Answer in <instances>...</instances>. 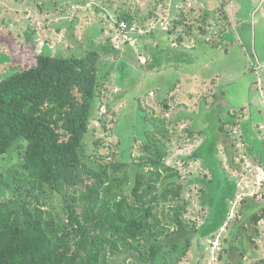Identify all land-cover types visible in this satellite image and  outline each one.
Masks as SVG:
<instances>
[{"label":"rangeland","instance_id":"374dc122","mask_svg":"<svg viewBox=\"0 0 264 264\" xmlns=\"http://www.w3.org/2000/svg\"><path fill=\"white\" fill-rule=\"evenodd\" d=\"M170 1L0 0V80L18 70L15 59L26 48L66 58L97 51L103 87L84 153L128 162L130 187L131 162L143 152L151 120L166 118L165 163L179 173L170 180L184 186L186 218L197 228L179 264H264V217L253 220L264 208V13L256 7L251 14L252 39L245 26L228 34L232 26L217 0L195 16L175 6L182 0ZM250 10L234 9L243 17ZM125 13L133 22L122 41L117 23ZM180 24L194 28L189 48L180 40ZM234 34H241L239 41ZM201 79L215 84L185 96L180 86H201ZM243 112L237 130L229 113ZM20 153L14 145L0 156V200L12 195L1 182H10Z\"/></svg>","mask_w":264,"mask_h":264},{"label":"trees","instance_id":"16d2710c","mask_svg":"<svg viewBox=\"0 0 264 264\" xmlns=\"http://www.w3.org/2000/svg\"><path fill=\"white\" fill-rule=\"evenodd\" d=\"M119 21L130 27L133 17ZM99 57L26 48L18 70L0 80V156L21 149L10 182H1L12 195L0 200V264H179L192 246L190 201L165 163L166 118L151 120L130 187L128 162L84 153L103 87ZM261 217L264 208L253 220Z\"/></svg>","mask_w":264,"mask_h":264},{"label":"crops","instance_id":"0c3cea01","mask_svg":"<svg viewBox=\"0 0 264 264\" xmlns=\"http://www.w3.org/2000/svg\"><path fill=\"white\" fill-rule=\"evenodd\" d=\"M170 1V0H168ZM177 1V0H175ZM215 1V0H207L206 2H204V0H182V2H178L177 4L178 5H175L177 8H179L180 10L183 9L185 6H186V9H189L191 10V12H193V15H197L198 14V11L200 10L201 7H203V5H207L208 4H212V2ZM217 3L218 5L222 8V10L226 13L227 15V18L229 17L228 21L229 23H231V26H232V30L228 31V34L235 32V30H237V28L241 27V26H245L247 27L246 30H244L245 32H249L250 35H252V39H253V27H252V24L249 23L252 21V17H251V14L254 13L255 11V8H259L262 13H264V0H217ZM224 3V5L222 6V4ZM253 3H254V6H253ZM168 6L164 5V9H165V17L166 19L169 18V13L171 12V8H172V5H171V1L169 4H167ZM247 5H250L251 7V10L249 12V15L248 17H243L241 15H239V12L238 11H234V9H236L237 7L239 8V6H242V7H246ZM220 9V8H219ZM231 11L233 12L232 15H230ZM264 15V14H263ZM154 19H157L156 15L154 14L153 16ZM160 18V16L158 17ZM165 19V20H166ZM247 19V20H245ZM168 20V19H167ZM166 20V21H167ZM171 22L174 23V18L173 19H169ZM177 22H180L181 21H178L176 20V23ZM183 22V21H182ZM182 28V30H180ZM180 29H179V33H181L182 35H184V37L180 38L181 41H184L186 43V46L189 48V44L192 42L188 41L189 38L192 36L193 32H194V28H189L188 30L184 29V27H182V25L180 24ZM186 31L188 33H186ZM227 34V33H226ZM225 34V35H226ZM233 35V34H232ZM240 36H237L234 34V37H236V40L239 41L240 40V37H241V34H239ZM248 48L249 50L251 51V47L250 45H248ZM252 52V51H251ZM253 57V56H252ZM254 58V57H253ZM262 67L264 65V56H263V62H262ZM254 74V73H253ZM255 75V74H254ZM217 80V79H215ZM211 81V80H210ZM209 80H203L201 79L200 82L202 83V85L200 86L199 83H195L194 85L192 86H188V85H185V87L183 86H180V88H183V93L185 96H187L188 93H192L193 91H188L190 89L192 90H203V87H210L212 88V85L215 84V81L212 80L211 83H208L210 82ZM263 93V92H262ZM179 95V94H178ZM264 95V93H263ZM190 97V95H188ZM174 96L172 95L171 98H173ZM188 97V98H189ZM178 99H182L181 97H177ZM214 100V99H213ZM188 102V101H186ZM213 102L217 103L216 100H214ZM212 102V103H213ZM233 115H235V113H232ZM243 115H244V112L241 114V115H236L237 117L236 118H233V120H238V124L235 125L234 127L237 129V130H240V125H239V121L240 119H243ZM230 117V116H229ZM258 125H256V129H258ZM242 136H244L243 134H241ZM261 138H263L264 140V135L261 136Z\"/></svg>","mask_w":264,"mask_h":264},{"label":"built area","instance_id":"2783aa9c","mask_svg":"<svg viewBox=\"0 0 264 264\" xmlns=\"http://www.w3.org/2000/svg\"><path fill=\"white\" fill-rule=\"evenodd\" d=\"M128 29V26H127V23L125 22H121L119 24V30H121V32H123V35L121 34V37L123 38L122 41H125L127 40V36H126V33L124 31H126ZM117 38H119L118 36H115Z\"/></svg>","mask_w":264,"mask_h":264}]
</instances>
